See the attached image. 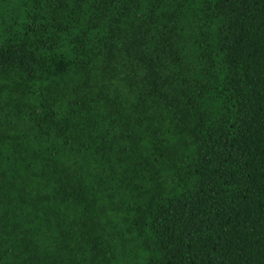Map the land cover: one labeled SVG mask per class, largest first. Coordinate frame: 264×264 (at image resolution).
<instances>
[{"label":"trees","instance_id":"obj_1","mask_svg":"<svg viewBox=\"0 0 264 264\" xmlns=\"http://www.w3.org/2000/svg\"><path fill=\"white\" fill-rule=\"evenodd\" d=\"M0 264H264V0H0Z\"/></svg>","mask_w":264,"mask_h":264}]
</instances>
